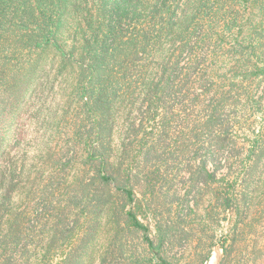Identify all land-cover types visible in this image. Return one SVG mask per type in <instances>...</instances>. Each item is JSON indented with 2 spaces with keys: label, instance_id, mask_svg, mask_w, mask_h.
Segmentation results:
<instances>
[{
  "label": "trees",
  "instance_id": "1",
  "mask_svg": "<svg viewBox=\"0 0 264 264\" xmlns=\"http://www.w3.org/2000/svg\"><path fill=\"white\" fill-rule=\"evenodd\" d=\"M54 72L62 80L59 108L72 122L66 148L49 157L52 171L63 174L74 165L67 157L81 153L69 203L80 207L81 231L69 243L73 232L60 220L46 238L71 245L59 264H128L125 232L143 246L135 260L176 264L162 248L188 240L187 217L200 215L202 189L224 182L211 197L225 212L233 208L237 131L245 141L249 131L237 112L251 100L264 113V0H0V264L41 263L29 253L37 226L31 219L51 209L45 197L52 171L45 177L30 172L37 165L28 170L31 219L11 210V185L21 184L23 169L16 172L8 157V131L27 94L40 87L39 76L49 78V90ZM252 85L262 86L257 97ZM55 111L39 107L31 118L65 136ZM243 153L240 162L253 156L256 168L264 130ZM164 183L183 190L170 189L179 203L151 234L138 213L146 197L166 196ZM221 248L224 255L234 250ZM209 253L195 256L204 263Z\"/></svg>",
  "mask_w": 264,
  "mask_h": 264
},
{
  "label": "rangeland",
  "instance_id": "2",
  "mask_svg": "<svg viewBox=\"0 0 264 264\" xmlns=\"http://www.w3.org/2000/svg\"><path fill=\"white\" fill-rule=\"evenodd\" d=\"M39 77L40 87L27 94L22 108L16 114L15 121L8 131V148L10 151L8 157L17 162L16 172H19L21 168L23 169L21 184L17 186V180H15L11 185L13 190L10 195L9 208L11 210L16 209V213L23 212L24 216L30 219L32 217L31 208L35 201L33 200L34 193L30 191L29 187L24 186L28 170L37 165L35 168H31L30 172L34 173L35 170H40V173L44 174L45 177L48 176L52 171L49 157H54L57 152L59 153L60 150L66 148L70 136L68 132L71 130L70 122H72L69 115H67L68 119L64 118L63 108H59L60 98L63 97L60 89L61 78H56L54 72L49 90H47L45 85L49 82V78L47 79L43 74ZM255 86L252 85L250 93L257 97L261 93L262 86L258 87V90L254 89ZM242 102H246L245 98ZM246 103L237 112L238 121L242 126H249V131L246 135L247 141L244 139L243 131L240 129L237 131L236 139L240 153L237 157L238 163L232 171V175L236 178L232 188L236 194L233 208L231 212L227 213L224 211L222 200L211 197L213 190L226 189L224 182H219L218 186L215 187L210 185L207 187L209 188L207 191L202 189L203 196L200 200L197 199L200 215L187 217L188 225H191L192 228L188 240L181 246L177 245L171 251L166 245L165 248H162V252L166 251L168 262L176 264H264V156L256 168H253V156L246 160L245 165L240 162L246 157L243 148L248 150L252 146L255 136L264 130V113L257 111L255 106L251 105L254 104L253 101L250 100ZM39 107H42L43 112L48 108L56 110L55 122L61 123L68 134L64 136L63 133L57 137L54 132H46V123L38 124L35 116L32 119L31 113L34 114V110ZM35 114L39 113L35 112ZM10 118L11 114L8 113V120ZM51 135L52 138L50 139L49 136ZM17 140L19 145L13 147ZM49 150L51 153L47 155ZM69 155L71 156V154ZM80 156L81 153L77 151L76 158L67 157L70 161L69 164L74 165L67 167L63 174L59 175L58 172L52 171L51 183L49 184L51 195L45 197V202L50 205L51 209H44L37 221L31 219V223H37V226L34 237L31 239L29 253L38 258L40 264H59L64 253L70 250V244L66 247L65 243L59 244V241L50 243L46 239L47 234L55 229L60 220L65 222V227L70 228L73 232V237L69 243H74L77 239V233L81 231L82 219L76 223L80 214V207L73 211L69 204L73 176L76 173V162L80 161ZM67 158L63 161H66ZM44 160L47 161V166H43ZM21 161L24 166H21ZM221 172L225 173L226 170L223 169L219 173ZM161 187L162 193L165 192L166 196L163 193V197H146L142 200L141 209L138 213L139 220L150 226L151 234L154 232L155 221L170 217L179 203V199H170V183H164ZM171 190L182 192L183 188L178 185V188L172 187ZM46 192L48 194V189ZM192 203L193 201L190 200V204ZM66 204H69L68 208L65 207ZM62 212H65L67 216ZM121 238L123 242L128 243L130 250H132V257L125 263L145 264L141 258L135 260V257L140 256L143 249L138 236L125 232ZM231 244L234 248L233 253L224 255L222 245L228 247ZM47 248H50L51 251L44 256ZM208 250L210 253L207 261L201 263L195 254L205 255ZM38 251L39 254H36ZM170 256H173L172 259ZM148 258L151 259L149 255ZM157 262L156 259L152 260V264H157ZM86 264H89V261Z\"/></svg>",
  "mask_w": 264,
  "mask_h": 264
}]
</instances>
